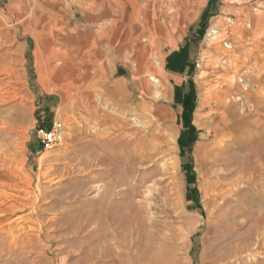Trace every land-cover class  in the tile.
Here are the masks:
<instances>
[{
    "label": "rangeland",
    "instance_id": "1",
    "mask_svg": "<svg viewBox=\"0 0 264 264\" xmlns=\"http://www.w3.org/2000/svg\"><path fill=\"white\" fill-rule=\"evenodd\" d=\"M115 1V15H130L131 26L160 21L162 34L152 36H181L200 16L206 28L192 41L196 49L221 10L251 18L264 7V0ZM46 6L0 0V264H264V127L258 139L233 133L220 145L202 142L196 125L179 136L181 117L200 116L197 90L207 73L191 66L199 81L189 79L177 96L188 112L181 116L150 60L151 43L135 71L148 81L140 109L123 94L84 92L77 71L90 69L70 66L56 87L57 69L34 52ZM59 55L52 50L56 64ZM55 121L63 138L45 150L37 131Z\"/></svg>",
    "mask_w": 264,
    "mask_h": 264
},
{
    "label": "crops",
    "instance_id": "2",
    "mask_svg": "<svg viewBox=\"0 0 264 264\" xmlns=\"http://www.w3.org/2000/svg\"><path fill=\"white\" fill-rule=\"evenodd\" d=\"M22 1L49 5V11L46 6L41 14L45 23L34 29V52L40 51L38 57L47 69H57L52 76L56 87H61L65 70L70 66L90 69L91 75L77 71L84 92L103 99L123 94L129 104L140 109L147 101L144 93L148 81H142L140 73L135 71L145 65L151 43L154 51L150 60L158 66L169 105L172 108L177 105L181 116L186 110L176 104V98L184 96L189 79L194 83L199 81L191 66L198 63V67L207 73L199 78L202 83L197 90L194 114L200 116L187 122L181 117L179 136L182 131L191 136L196 125L205 143L220 145L233 133L240 134L246 141L262 137L257 132L264 127V7L255 6L251 18L241 12L232 13V16L221 10L215 19L210 20L207 37L198 43L196 49L192 41L206 28L200 16L190 21L181 36L164 33L159 37L152 36L151 32L162 34L160 21L156 19L147 26L135 20L131 26L130 15L124 20L115 15L111 6L115 0ZM141 24L143 27L140 28ZM212 30L217 32L216 41L211 38ZM248 32L247 42H243ZM56 49L60 53L58 64L51 56L52 50ZM45 50L47 55L41 53ZM196 53L198 56L195 57ZM212 70L218 71V76H211ZM48 72L44 77H48ZM150 79L154 81L153 77ZM186 147L184 144L180 150L184 152Z\"/></svg>",
    "mask_w": 264,
    "mask_h": 264
},
{
    "label": "built area",
    "instance_id": "3",
    "mask_svg": "<svg viewBox=\"0 0 264 264\" xmlns=\"http://www.w3.org/2000/svg\"><path fill=\"white\" fill-rule=\"evenodd\" d=\"M156 81H158V79H156ZM37 136L42 147L45 150L49 149L62 140L63 125L60 121H55L49 128L41 127L37 131Z\"/></svg>",
    "mask_w": 264,
    "mask_h": 264
},
{
    "label": "bare ground",
    "instance_id": "4",
    "mask_svg": "<svg viewBox=\"0 0 264 264\" xmlns=\"http://www.w3.org/2000/svg\"><path fill=\"white\" fill-rule=\"evenodd\" d=\"M79 6V5H78ZM133 28V27H132ZM10 129V128H9ZM14 166V165H13ZM24 174V173H23ZM205 183V182H204ZM207 183V182H206ZM206 185V184H205ZM208 185V184H207ZM15 187V186H14ZM208 187V186H207ZM206 189H208V188H206ZM27 191V190H26ZM208 193V192H207Z\"/></svg>",
    "mask_w": 264,
    "mask_h": 264
}]
</instances>
